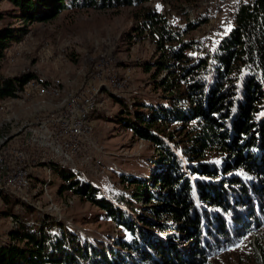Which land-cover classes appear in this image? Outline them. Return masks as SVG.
<instances>
[{"label":"trees","instance_id":"1","mask_svg":"<svg viewBox=\"0 0 264 264\" xmlns=\"http://www.w3.org/2000/svg\"><path fill=\"white\" fill-rule=\"evenodd\" d=\"M3 1L13 8L0 12V23L6 18L15 22L0 27V70L35 24L85 10H143L150 0ZM199 19L176 28L163 15L145 10L135 28L136 39L149 33L162 50L155 62L142 66L146 72L155 68L152 78L168 95L169 108L131 107L114 96L123 107L114 121L158 149L152 177H121L133 187V200L146 203L145 213L131 198L108 199L78 173L52 166L64 180L61 191H72L107 212L123 236L112 246L90 243L48 217L31 222L13 213L19 227L0 244V264H206L240 249L251 236L257 238L256 249L246 264H255L254 258L264 264V0L238 4L234 25L213 55H193L202 46L187 36ZM34 79L32 73L0 75V101L15 97ZM167 126H174L173 133ZM20 206L25 214L33 213ZM182 239L187 254L178 244Z\"/></svg>","mask_w":264,"mask_h":264},{"label":"rangeland","instance_id":"2","mask_svg":"<svg viewBox=\"0 0 264 264\" xmlns=\"http://www.w3.org/2000/svg\"><path fill=\"white\" fill-rule=\"evenodd\" d=\"M241 1L150 0L143 5V10L127 7L116 11L64 13L52 22L32 27L31 34L10 51L1 64L0 75L11 78L32 73L38 78L32 82L37 81L39 85L27 86V93L0 101V136L9 135L10 140L20 136L24 126L47 113L63 112L77 93L96 84L88 90L90 103H94L87 120L90 136L76 146L80 148L78 153L39 158L35 171L28 170L31 187L23 190L24 198L0 197V244L6 243L9 233L19 227L11 215L13 213L23 215L31 222L48 217L90 243L112 246L123 236V229L110 219L107 212L72 191H61L64 180L52 166L78 173L80 179L100 189L108 199L125 195L133 200V187L125 184L121 177L145 180L152 177L157 172L158 149L114 121L123 108L115 97L131 107L145 104L169 108L168 95L156 87L152 78L155 68L146 72L142 66L155 62L162 54L149 33L136 39L135 28L143 21L144 11L163 15L176 28L201 17L199 26L189 33L187 39L199 40L202 51H194L193 55L203 57L213 55L220 39L233 27L234 13ZM12 8L8 1L0 2V12L9 13ZM14 22L6 18L0 27ZM106 57H109L111 68L109 75H104L99 82L94 79L97 68L101 73H108L107 61L103 59ZM173 128L167 126V132L173 133ZM79 141L80 134L72 136V142ZM17 144L20 147L19 143H12V146ZM64 145L67 149L70 142H64ZM29 159L30 165H35V158ZM5 198L31 207L33 213L25 214V207L7 203ZM133 203L141 214L145 213L146 203ZM132 220L139 222V217L134 216ZM260 236L264 238V230ZM247 240L240 249L223 252L206 264H246L252 261L257 238L251 236ZM178 244L186 254L189 252L184 239ZM254 261L263 264L260 258H254Z\"/></svg>","mask_w":264,"mask_h":264},{"label":"built area","instance_id":"3","mask_svg":"<svg viewBox=\"0 0 264 264\" xmlns=\"http://www.w3.org/2000/svg\"><path fill=\"white\" fill-rule=\"evenodd\" d=\"M107 61L108 73H101L97 68L94 79L101 82L104 75H109V57L103 58ZM39 84H25V89L20 91L27 93V86ZM96 85V84H95ZM95 85H89L69 102L63 112L47 113L38 117L31 124L24 126V132L8 143L7 148L0 150V184L3 187H11L22 191V170H34L41 157H61L63 154L76 153V146L88 139V127L79 126V116L84 114L86 107L92 106L88 98V90ZM80 134L79 142H72V135ZM70 142L69 151H62V143ZM12 143L20 144V153L12 154ZM28 158H35V165H28ZM11 163H18V172H11ZM71 163V162H70ZM74 167H77L73 163ZM35 171V170H34Z\"/></svg>","mask_w":264,"mask_h":264},{"label":"bare ground","instance_id":"4","mask_svg":"<svg viewBox=\"0 0 264 264\" xmlns=\"http://www.w3.org/2000/svg\"><path fill=\"white\" fill-rule=\"evenodd\" d=\"M30 83L36 84L37 81H35V82L31 81ZM24 89H25V86L17 89V91L15 92L16 93L15 95H18L20 93V91H22ZM93 107H94V103L92 104V106H89V107L84 109V114L79 116V126L87 127L88 116H89L90 112L92 111ZM73 135H75V134H73ZM14 139H15V137L11 138V140H10L9 135L5 136V135L1 134V136H0V150H3L5 148H7L8 143L11 142ZM69 149H70V147L66 149V147L64 145V142H63L62 151H68ZM79 151H80V148L76 147V153H78ZM19 153H20L19 145L18 146L13 145L12 146V154H19ZM28 165H30V159L29 158H28ZM11 172H18V163H11ZM48 172H51V169H49ZM21 185H22V191L23 190L25 191L29 187H31L30 173H29L28 170H22V173H21ZM6 195H9L11 197L18 196V197L24 198L25 193L18 192V190L15 189V188L3 187L0 184V197H5ZM85 264H91V263L90 262H86Z\"/></svg>","mask_w":264,"mask_h":264},{"label":"crops","instance_id":"5","mask_svg":"<svg viewBox=\"0 0 264 264\" xmlns=\"http://www.w3.org/2000/svg\"><path fill=\"white\" fill-rule=\"evenodd\" d=\"M14 50V49H13Z\"/></svg>","mask_w":264,"mask_h":264}]
</instances>
